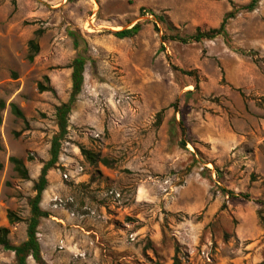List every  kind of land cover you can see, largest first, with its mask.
I'll list each match as a JSON object with an SVG mask.
<instances>
[{"label": "rangeland", "instance_id": "obj_1", "mask_svg": "<svg viewBox=\"0 0 264 264\" xmlns=\"http://www.w3.org/2000/svg\"><path fill=\"white\" fill-rule=\"evenodd\" d=\"M251 1L0 0V226L12 243L26 240L27 225L9 224L7 212L29 217L59 131L56 108L87 45L83 89L41 202L45 261L223 264L254 243L251 264H264V0L243 9ZM229 13L226 37H174L219 28ZM136 24L135 36L114 35ZM40 83L54 91L40 93ZM82 148L111 167L90 165ZM0 264H16L14 253L0 248Z\"/></svg>", "mask_w": 264, "mask_h": 264}, {"label": "trees", "instance_id": "obj_2", "mask_svg": "<svg viewBox=\"0 0 264 264\" xmlns=\"http://www.w3.org/2000/svg\"><path fill=\"white\" fill-rule=\"evenodd\" d=\"M260 0H252L248 5L244 6L243 9L251 12L254 11L259 4ZM234 18V13H229L221 23L219 28L210 29L208 31H201L198 29L196 33L189 36H174L175 39L182 43L189 42H201L203 40H212L218 36L226 37L227 33V23L229 19ZM162 22V18H159ZM141 29L140 24H136L131 28H125L121 31L114 32V35L119 39L131 38L135 36ZM70 36L73 38L74 47L76 49L81 48V42L78 39V36L75 32H71ZM40 32H37L35 37L28 42V54L27 60L29 62H33L36 56L40 52V44H39ZM84 41V40H83ZM86 42H84L85 44ZM88 52V46L86 45L83 51H79L76 58L73 60L71 64V83L72 90L70 97L67 102L62 103L56 108V120L59 128L58 133L54 136L52 141V146L50 150V160L45 163L43 166L40 176L38 180L34 184V189L36 195L29 199V207L30 213L27 220H23L19 217L15 212L8 211L7 212V220L9 224H17L24 222L27 225L26 228V240L20 244H14L9 238L10 230L7 227L0 226V248L5 252H11L15 255L16 264H28L29 259H33L36 264H48L42 255V248L38 238V228L40 226L41 220L48 218L50 216L49 212L43 210L41 208V202L43 199V193L47 189L48 186V172L53 169L59 161L60 150H61V142L68 134L69 128V116L77 102L78 96L81 94L83 85H84V72L86 68V64L89 57L86 56ZM44 80L47 83H50V79L48 76L44 77ZM39 92H53V88L51 86H45L43 83H40L38 86ZM6 107V104L3 100H0V113ZM11 110L13 114L20 117L25 121V116L22 111L15 104H11ZM2 123V118L0 116V125ZM161 123V114L157 116V124ZM181 144L185 146V141H181ZM2 150V144L0 141V151ZM82 155L85 160L93 166L98 164H102L105 167H111L110 160L107 158H103L100 155L94 154L90 150L85 148L81 149ZM10 164L13 166V171L17 174V176L22 180H30V175L28 168L26 167L24 161L17 157H10ZM3 167L0 162V169ZM229 197H233L231 192H227ZM248 197V196H242ZM261 221L264 225V218L261 216ZM176 259V258H175ZM177 264L178 260L176 259ZM176 264V263H175Z\"/></svg>", "mask_w": 264, "mask_h": 264}, {"label": "crops", "instance_id": "obj_3", "mask_svg": "<svg viewBox=\"0 0 264 264\" xmlns=\"http://www.w3.org/2000/svg\"><path fill=\"white\" fill-rule=\"evenodd\" d=\"M254 245H255L254 243L247 244L246 250L249 252L245 253L243 258H241V259H239V258H237V259H225L222 261L223 264L243 263V261H246L247 264H251L252 263L251 259H252V256H254V255H253V253H250V251L253 249Z\"/></svg>", "mask_w": 264, "mask_h": 264}, {"label": "built area", "instance_id": "obj_4", "mask_svg": "<svg viewBox=\"0 0 264 264\" xmlns=\"http://www.w3.org/2000/svg\"><path fill=\"white\" fill-rule=\"evenodd\" d=\"M64 177H65V178H68V174H65Z\"/></svg>", "mask_w": 264, "mask_h": 264}]
</instances>
